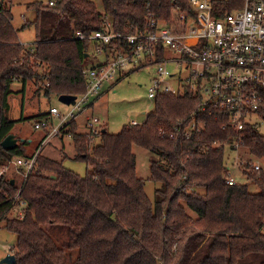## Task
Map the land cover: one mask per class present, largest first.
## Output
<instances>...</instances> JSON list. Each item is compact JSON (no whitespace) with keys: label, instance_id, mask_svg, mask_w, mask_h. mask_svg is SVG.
<instances>
[{"label":"trees","instance_id":"1","mask_svg":"<svg viewBox=\"0 0 264 264\" xmlns=\"http://www.w3.org/2000/svg\"><path fill=\"white\" fill-rule=\"evenodd\" d=\"M49 1L29 2L27 9L36 17L21 27L14 25L11 7L0 6V169L14 158L35 155L25 149L27 142L2 145L16 123L7 116L16 80L24 90L34 80L49 96L80 95L87 89L92 43L78 38L77 31L92 34L109 20L114 31L128 34L147 29L150 13L167 21L174 8L190 11L188 0H102L103 11L94 0ZM232 1L242 0H215L214 14L232 10ZM29 26L35 41L27 46L19 33ZM202 99L201 92L189 88L160 93L143 122L118 132L104 127L100 143L71 122L65 131L75 143V158L92 169L80 175L62 160L38 154L25 180L23 217L9 216L10 198L20 188L17 179L7 171L0 175V222L17 235L16 264H65L67 253L46 229L49 224L67 227L77 264H238L250 254L264 256V169H240L257 191L226 182L228 144L236 135L224 126L226 115L201 113L206 128L190 139L169 134L179 119L198 112ZM245 131L251 154L264 159V132L252 126ZM134 145L160 156L150 165L151 179L161 183L154 200L138 176Z\"/></svg>","mask_w":264,"mask_h":264},{"label":"built area","instance_id":"2","mask_svg":"<svg viewBox=\"0 0 264 264\" xmlns=\"http://www.w3.org/2000/svg\"><path fill=\"white\" fill-rule=\"evenodd\" d=\"M189 1L190 11L175 8L167 21H161L150 13L145 30L138 28L128 34L116 32L111 21L106 20V28L92 34L77 31L78 38L99 43L95 52L104 55L105 60L87 67V89L77 95L75 103L68 104L70 109L66 113L51 107V116L60 119L56 125L49 118H42L35 122V127L49 129L46 137L49 139L67 130L73 121L81 126L83 116V131L92 138L100 137L103 124L99 116L91 113V109L105 84L114 76L123 77L125 71L153 64L158 71L148 90L153 106L155 97L160 93H179L189 88L203 95L198 112L179 119L169 132L172 138H192L206 128V121L199 117L201 113L222 111L227 118L224 126L236 131L228 144L235 151V157L232 163H227L226 182L231 185L238 182L231 171L233 166L241 169L250 165L257 170L264 169L261 163L264 159L251 154L245 133L247 126L262 131L264 124V0H242L241 7L225 11L220 16L214 14L213 0ZM6 2L0 0V6ZM54 2L49 1L50 4ZM113 44L121 47L108 53L105 47L111 48ZM106 54H109L108 58ZM132 123L138 121L133 120ZM216 145L220 147L223 142L219 141ZM36 158V155L18 157L14 161L15 165L24 167L27 174L17 194L10 198L11 217L24 215L27 201L22 193ZM9 164L0 169V175L6 173ZM13 250L12 245L10 253Z\"/></svg>","mask_w":264,"mask_h":264},{"label":"rangeland","instance_id":"3","mask_svg":"<svg viewBox=\"0 0 264 264\" xmlns=\"http://www.w3.org/2000/svg\"><path fill=\"white\" fill-rule=\"evenodd\" d=\"M8 1L9 3L6 2V5L11 7L14 15L13 23L16 27H21L25 20L36 17L33 10L27 9L28 3L32 0ZM94 1L98 8L103 11L102 0ZM213 2L215 7V0ZM232 6L234 8L241 7V2L235 1L232 3ZM19 34L20 42L25 43L27 46L35 41V30L33 26L20 30ZM91 43L92 45L89 51L91 55L87 59L88 67L96 66L105 60L104 55L95 52V47L99 43L97 41H91ZM156 68V65L152 64L130 72L125 71L122 78L114 76L112 80L105 84L101 96L96 100L92 108L93 110L91 109L92 113L100 117L101 123L103 124V131L105 127L109 132H118L124 125L130 124L133 120H137L138 122L145 120L147 113L153 108L148 98V90L152 85L154 77L158 76ZM181 93H184V91L178 94ZM9 104L10 107L7 116L16 122L11 133L16 135L18 143L27 142L25 145L27 152L31 154L35 153L36 156L40 154V156H46L58 161L62 160L65 166L80 175H86L87 171L92 169L86 161L75 158L77 155L75 143L66 131L46 139L50 130L37 129L35 127L36 120L50 116L51 107L55 106L63 113H66L70 109V106L62 102L58 95H46L42 89V85L36 83L34 80L28 81L26 89L24 90L23 82L16 80L11 87ZM49 120L52 124L56 125L60 119L55 116H50ZM79 128L83 131V127L79 126ZM262 131H264V124H262ZM47 132L48 134L46 135ZM94 141L95 143H100L101 137L95 138ZM134 151L137 156L138 176L145 180L146 191L149 197L154 200L156 194L155 189L160 187L161 183L151 179L150 165L153 159H159L160 156L139 145H134ZM231 151L228 163H232L235 157V151ZM16 159L14 158L10 164L7 162L3 167L9 164L7 176L16 178L19 185H21L25 174H27V170L24 167L15 165L14 161ZM261 163L264 165V161ZM238 169L236 166H233L231 169L237 181L248 184L253 191H257V186ZM46 229L56 239L58 244L65 249L67 253L65 264H77L76 257L78 250L70 249L68 246L67 227L62 224H49ZM16 242V233L8 230L4 222H0V264H8L3 263L2 259L11 252V247ZM263 259L264 256L261 254H250L240 259L238 264H260Z\"/></svg>","mask_w":264,"mask_h":264},{"label":"water","instance_id":"4","mask_svg":"<svg viewBox=\"0 0 264 264\" xmlns=\"http://www.w3.org/2000/svg\"><path fill=\"white\" fill-rule=\"evenodd\" d=\"M59 98L62 102L66 104H72L75 103L77 95L62 94L59 96ZM17 142H18V138L16 137V135L10 133L4 138V140L2 141V145L4 148H10L13 145H15ZM16 261H17V257L14 253H9L2 259L3 263H8V264H16Z\"/></svg>","mask_w":264,"mask_h":264},{"label":"crops","instance_id":"5","mask_svg":"<svg viewBox=\"0 0 264 264\" xmlns=\"http://www.w3.org/2000/svg\"><path fill=\"white\" fill-rule=\"evenodd\" d=\"M95 105V104H94ZM94 105H93V107H94ZM93 110V109H92ZM92 113V112H91ZM92 114H94V113H92ZM80 122H81V126L80 127H83L84 128V125L82 124V123H84L85 122V117H81V119H80Z\"/></svg>","mask_w":264,"mask_h":264}]
</instances>
